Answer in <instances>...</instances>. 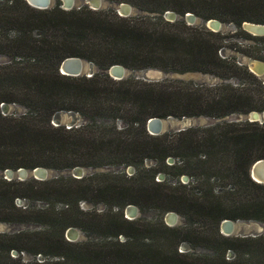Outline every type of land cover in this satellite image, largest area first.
I'll return each mask as SVG.
<instances>
[{"label": "trees", "instance_id": "trees-1", "mask_svg": "<svg viewBox=\"0 0 264 264\" xmlns=\"http://www.w3.org/2000/svg\"><path fill=\"white\" fill-rule=\"evenodd\" d=\"M110 1H127L144 12L121 15L113 7L37 8L26 0H0V54L8 57L0 63V170L134 168L44 179L0 175V221L46 226L33 238L0 232V264H233L225 258L227 249L242 257L236 264H264V235H226L219 228L224 218L264 221V183L249 174L251 163L264 157V121L224 120L158 134L146 128L151 116L223 117L264 109L260 78L226 53L233 45L227 38H248L254 43L244 53L264 60V35L241 28L244 20L264 23V0ZM166 10L216 17L238 29L226 34L184 18L169 20ZM67 56L91 60L98 70L89 76L63 74L58 65ZM114 63L237 77L248 85L113 78L105 69ZM2 102L27 110L5 113ZM61 110L79 112L87 121L55 125L53 115ZM147 159L154 163L145 165ZM18 198L28 202L18 204ZM32 199L47 205L34 206ZM82 200L102 201L106 208H83ZM129 203L141 210H172L189 223L128 218ZM70 226L105 239L69 240L64 232ZM182 241L207 246L214 255L180 251ZM12 248L56 258L23 262L10 254Z\"/></svg>", "mask_w": 264, "mask_h": 264}, {"label": "rangeland", "instance_id": "rangeland-1", "mask_svg": "<svg viewBox=\"0 0 264 264\" xmlns=\"http://www.w3.org/2000/svg\"><path fill=\"white\" fill-rule=\"evenodd\" d=\"M60 2H61L60 0H56V3L60 4ZM121 2H125V3H128L130 5L129 13L126 15H137V14H141L142 12H144V11L138 9L136 6L132 5L130 2H127V1H121ZM119 3L120 2H114V1H110V0H99L98 7L94 8V9L113 7L117 11V7H118ZM86 5L91 7L90 4L89 5L86 4ZM169 11H172V10H169ZM187 12H191L194 15V19L192 21H189L188 18L186 17V15H184V17H183L182 15L177 14L175 12H173L172 16L166 15V14H165V16L169 20H174L175 18H184L187 23L205 25V23L203 22V20H204L203 18L196 15L192 11H187ZM211 18L217 19L221 22V27L219 28V30L226 33V34H231L236 29H238V26L237 25L233 26L232 22L221 21L220 19H218L216 17H211ZM233 24H235V23H233ZM226 42L229 43V45H230V43L233 44V45H231V47H226V53L234 56L235 59H237V61L239 63L245 64L248 67L247 63L249 62L250 59H252V60L258 59V58H255V57H252V56L245 54L243 51V49H245V47L254 43L253 39L236 38V37L231 36V37L227 38ZM84 59L86 61L85 66L87 67V61H91V60H88L86 58H84ZM258 60H261V59H258ZM7 61H8V57L6 55L0 54V63H4ZM262 61H264V60H262ZM91 62H92L93 72L97 71L98 66L93 61H91ZM124 67H125L124 77L132 75L135 77H140V78H144V79H148V80H158V79L170 78V79H177V80L181 79L183 81H192V82L204 83V84L230 83V84L235 85V86H241V84L248 85V84H246L248 82L245 79L242 80V79H239L237 77L222 78V77H219V76H216L213 74L203 73V72H199V71L177 72V71H164L163 69L153 68V67L140 68V69H132V68L126 67V66H124ZM256 75L260 78L261 84H263V86H264V73L256 74ZM5 105H1L3 112H5V110H6V112L23 113V112H26V110H27V108L24 105H21L18 103H8ZM59 112L62 114L61 117L59 118V121H60V123H63V124H65V122L68 119L69 120L73 119L74 122H77V123H83V122L87 121V118H85L79 112H76V111H70L69 112L68 110H61ZM242 114H244V112L241 113V115ZM237 115H238V113L232 112V113L225 115L223 117H212V116H208V115L182 116V117L171 116V117L167 118V122L165 124V130L164 131H174L170 128V125H173L174 123H177V122L181 121L182 119L189 120L187 127H189V126H206L209 124H213L217 121H224V120L225 121L248 120V119H245L244 117H240V119H237L236 118ZM117 125L121 126L122 122L120 120H118ZM153 163H154V160H152V159H147L144 162L145 165H151ZM128 167H129V165L127 167L118 166V165H106V166H100V167H92V166L85 167L84 166L83 168H84L85 174H91L94 172H102V171H108V170H111V171L125 170L127 173L132 172L134 169L133 166H131L132 167L131 169H129ZM49 170H50V174L48 175V177H54V176H58V175L71 174L72 173L71 168L70 169L49 168ZM2 171L3 170H0V175H2ZM185 177H186V179H184V180H187V176H185ZM157 178H159V179L163 178V173H159ZM182 178H183V175H182ZM16 201L18 204H26L28 202L27 199H23V198H18ZM29 202L31 204H33L34 206H46L47 205V203L45 201L40 200V199H32ZM80 205L83 208H89V209L96 208L99 211H102L106 208V204L102 201L94 203L91 201L82 200L80 202ZM56 206L60 207V206H62V204L57 203ZM135 206L137 208L136 212H135V217L140 216V217H143L146 219H155L156 217L159 216L163 219L164 222L171 223L167 219V216L165 214L166 212L160 213L158 210L152 209V208L141 210L137 205H135ZM126 214L127 213L124 209V215H126ZM188 223H189V221L185 216L176 212L174 221L171 224L181 226V225H187ZM45 228H46L45 225H43L41 223H37V222L0 221V232H6V233L22 232V237H28V238H33V237L37 236V234H38L37 232L44 230ZM73 228L74 229H72V230H68V229L65 230L64 235L67 239L75 240V241H85V240L102 241L105 239L104 235L93 233L91 231H86V230H83L82 228L77 227V226H73ZM253 232H255V235H259V234L264 235V221L256 220V219H235L234 220V232L232 234L245 236V235H252ZM118 237L120 239H124L123 235H119ZM26 245H27V247H31V244H29V243H26ZM178 250L187 251V252L193 253V254H200L203 256L214 255V251L211 248L204 246V245H201V244H192V243L187 242V241H182L180 244H178ZM10 254L13 256H20L21 261H23V262L24 261H33V260H39V261L52 260V259L56 258L55 256L50 255V254L43 255L41 253H34V252L27 251V250H17L15 248L10 249ZM225 258L228 261H231V260L235 261V263H233V264H236V262H241L243 260L242 257L237 256V253L235 251L233 252L232 249H227ZM14 263L20 264L17 262H14Z\"/></svg>", "mask_w": 264, "mask_h": 264}, {"label": "water", "instance_id": "water-1", "mask_svg": "<svg viewBox=\"0 0 264 264\" xmlns=\"http://www.w3.org/2000/svg\"><path fill=\"white\" fill-rule=\"evenodd\" d=\"M31 6L37 7V8H47L50 6H53L56 4V0H26ZM60 4H58L60 7L64 9H70L73 7H80L84 4H90L92 8H97L99 5V0H60ZM129 7L130 5L125 2H120L117 11L119 14L126 15L129 13ZM166 15H173L172 11L166 10ZM186 17L189 21H192L194 19V15L191 12L185 13ZM206 26L210 27L213 30H219L221 27V22L214 18H208L206 20H203ZM233 26L235 24L232 23ZM241 28L246 30L247 32L254 34V35H264V23L261 22H253V21H247L244 20L241 23ZM85 59L79 56H67L63 58L59 65L58 70L59 72L67 75H80L85 74L87 76L93 74V67L92 62L87 61V67L85 66ZM249 69L254 72L255 74H262L264 73V61L258 60V59H250L247 63ZM105 71L112 76L113 78H122L124 77L125 73V67L120 63H114L111 64ZM1 105H5L4 102L1 103ZM6 106V105H5ZM4 106V107H5ZM6 112V110H5ZM70 112V111H69ZM60 112H56L53 115L52 123L57 125L60 124L59 118L61 117ZM171 117V115H168L166 117H158V116H151L146 121V128L148 132L151 134H158L165 130V124L167 122V118ZM240 117H244L245 119H248L250 121H264V109L263 110H251L249 112H246L241 115V113H238L237 119H240ZM185 118V117H184ZM189 120L182 119L181 121L174 123L173 125H170V128L172 130H181L185 129L188 125ZM80 123L74 122L73 119H68L65 122V125L67 127L73 126V125H79ZM131 169L132 167L129 165L128 167ZM71 174L75 177H81L85 174L84 168L82 166H74L71 168ZM132 173V172H129ZM50 174L49 168L43 167V166H34L32 168H25V167H18L16 169L11 168H5L2 171V176L5 178H18V179H25L28 177H34L38 179H44L48 178V175ZM249 174L251 178L257 182L264 183V157L257 158L254 160L250 167H249ZM183 180L186 179L185 175H183ZM136 206L134 204H127L125 207L126 211V217L128 218H134L135 212H136ZM167 219L169 222H173L176 212L175 211H167L166 213ZM169 225H172L171 223L166 222ZM220 232L226 235H230L234 232V220L230 218H224L220 222L219 225ZM68 230L74 229L73 226H70L67 228ZM252 235H255V232H253ZM70 240V239H69Z\"/></svg>", "mask_w": 264, "mask_h": 264}]
</instances>
